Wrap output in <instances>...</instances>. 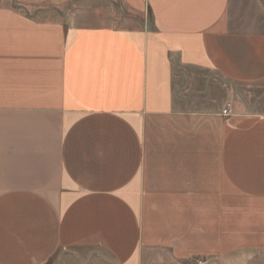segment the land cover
<instances>
[{
	"label": "crops",
	"instance_id": "0c3cea01",
	"mask_svg": "<svg viewBox=\"0 0 264 264\" xmlns=\"http://www.w3.org/2000/svg\"><path fill=\"white\" fill-rule=\"evenodd\" d=\"M217 77L264 82V0H0V264H264V113Z\"/></svg>",
	"mask_w": 264,
	"mask_h": 264
},
{
	"label": "rangeland",
	"instance_id": "374dc122",
	"mask_svg": "<svg viewBox=\"0 0 264 264\" xmlns=\"http://www.w3.org/2000/svg\"><path fill=\"white\" fill-rule=\"evenodd\" d=\"M218 84V89L215 92V97L220 104L224 99L230 97L235 104L241 110L254 113H264V82L256 85H232L221 87L222 80L217 77L214 78ZM220 83V84H219ZM228 88V89H227ZM61 264H68V262L62 261ZM152 264H177L170 261H167L162 255L155 258V261ZM191 264V263H189Z\"/></svg>",
	"mask_w": 264,
	"mask_h": 264
},
{
	"label": "water",
	"instance_id": "95a60500",
	"mask_svg": "<svg viewBox=\"0 0 264 264\" xmlns=\"http://www.w3.org/2000/svg\"><path fill=\"white\" fill-rule=\"evenodd\" d=\"M104 260H106L107 262L111 263V264H117L114 260L106 257L105 255L103 254H99Z\"/></svg>",
	"mask_w": 264,
	"mask_h": 264
},
{
	"label": "built area",
	"instance_id": "2783aa9c",
	"mask_svg": "<svg viewBox=\"0 0 264 264\" xmlns=\"http://www.w3.org/2000/svg\"><path fill=\"white\" fill-rule=\"evenodd\" d=\"M222 113H223L224 115H227V114L230 113V111H229L228 109H224ZM195 264H202V262L197 261V262H195Z\"/></svg>",
	"mask_w": 264,
	"mask_h": 264
}]
</instances>
